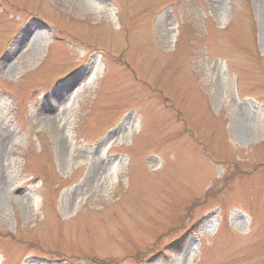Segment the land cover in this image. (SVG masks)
<instances>
[{"label": "rangeland", "instance_id": "obj_1", "mask_svg": "<svg viewBox=\"0 0 264 264\" xmlns=\"http://www.w3.org/2000/svg\"><path fill=\"white\" fill-rule=\"evenodd\" d=\"M0 264H264V0H0Z\"/></svg>", "mask_w": 264, "mask_h": 264}]
</instances>
